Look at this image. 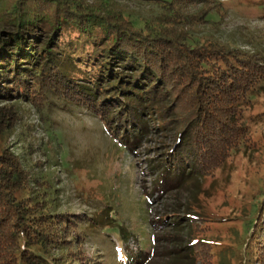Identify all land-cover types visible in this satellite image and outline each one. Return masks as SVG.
Returning <instances> with one entry per match:
<instances>
[{
    "label": "trees",
    "instance_id": "16d2710c",
    "mask_svg": "<svg viewBox=\"0 0 264 264\" xmlns=\"http://www.w3.org/2000/svg\"><path fill=\"white\" fill-rule=\"evenodd\" d=\"M120 1L0 0V135L17 125L18 102L42 112L55 99L90 112L129 151L157 113L162 128L173 126L176 133L175 147L158 160L148 197L156 191L163 195L186 180L199 183L231 154L255 146L243 117L264 90V58L213 38L193 37L197 27L220 13L224 1L232 0H129L158 11L140 23ZM261 132L264 143V128ZM43 185L19 156L3 149L0 264H102L83 251L84 245L91 231L124 241L125 228L114 224L119 213L106 207L97 221L58 212L36 192ZM254 208L244 264H264V190ZM183 209L182 214L173 209L167 221L158 218L169 228L166 242L175 250L183 236L188 238L185 249L170 252L168 264H230L225 251L209 260L215 244L192 238L205 218L187 205ZM128 234L136 238L139 252L118 257L112 244L110 264H147L145 225Z\"/></svg>",
    "mask_w": 264,
    "mask_h": 264
},
{
    "label": "rangeland",
    "instance_id": "374dc122",
    "mask_svg": "<svg viewBox=\"0 0 264 264\" xmlns=\"http://www.w3.org/2000/svg\"><path fill=\"white\" fill-rule=\"evenodd\" d=\"M119 4L139 23L158 12L141 1L121 0ZM221 8L220 13L208 18L210 24L192 32L193 37L202 41L213 38L264 58V20H260L264 3L232 0L224 1ZM249 104L243 118L255 146L245 153L231 154L199 183L189 179L178 190L163 195L156 191L148 197L154 191L158 160L175 147L176 133L173 126L162 128L157 113L149 120L147 133L127 151L84 109L51 99L41 112L18 102L20 119L10 133L0 135V153L8 148L20 157L26 168L45 183L36 192L43 194L58 212L85 214L97 221L104 217L100 211L106 207L119 213L114 224L125 228L126 238L120 241L113 233L108 236L91 231L83 250L91 259L110 264L112 244L116 256L130 250L132 258L139 247L128 233L144 224L145 240L149 241L144 253L149 258L147 264H168L170 252L185 249L188 238L183 236L175 250L166 242L169 228L164 229L158 218L163 216L167 221L173 209L179 207L182 214L187 205L205 218V222H198L197 231L193 229L192 238L215 244L209 260L215 261V256L225 251L230 264H244L256 219L254 206L264 190V90ZM198 264L204 263L200 260Z\"/></svg>",
    "mask_w": 264,
    "mask_h": 264
}]
</instances>
